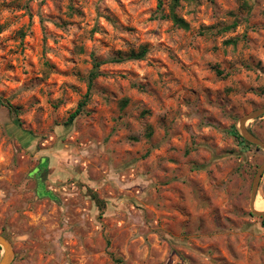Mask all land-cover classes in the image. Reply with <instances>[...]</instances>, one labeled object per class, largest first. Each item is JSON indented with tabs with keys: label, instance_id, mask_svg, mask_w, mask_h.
<instances>
[{
	"label": "rangeland",
	"instance_id": "obj_1",
	"mask_svg": "<svg viewBox=\"0 0 264 264\" xmlns=\"http://www.w3.org/2000/svg\"><path fill=\"white\" fill-rule=\"evenodd\" d=\"M262 108L264 0H0L11 264H264Z\"/></svg>",
	"mask_w": 264,
	"mask_h": 264
},
{
	"label": "water",
	"instance_id": "obj_2",
	"mask_svg": "<svg viewBox=\"0 0 264 264\" xmlns=\"http://www.w3.org/2000/svg\"><path fill=\"white\" fill-rule=\"evenodd\" d=\"M263 115H264V108L254 111L253 113L243 117L240 122V133L248 142L264 149V142L261 141L258 137H256L247 127V123L249 121L258 119L262 117ZM263 172H264V163L259 169L257 176L255 178V181L253 184V190H252V198H251V203H250V207H251L253 214L261 218H264V211H257L255 209V202H256L257 192H258V188H259V184H260V180L262 178ZM0 246L4 250V254L0 261V264H11L13 261V256H14L13 248H12L11 243L3 235H0Z\"/></svg>",
	"mask_w": 264,
	"mask_h": 264
},
{
	"label": "trees",
	"instance_id": "obj_3",
	"mask_svg": "<svg viewBox=\"0 0 264 264\" xmlns=\"http://www.w3.org/2000/svg\"><path fill=\"white\" fill-rule=\"evenodd\" d=\"M175 21L177 22V23H179V24H181V25H185V23L183 22V21H180L179 19H175ZM145 52H146V49H142V51L140 52V53H138V54H136V55H133V57H135L136 59H141L144 55H145ZM95 67H98V64L95 66ZM96 77V73L95 72H93L92 74H91V81L94 79ZM88 96L89 95H86V97H85V100L83 101V102H81L80 103V105H79V107L77 108V110L70 116V118H69V120H68V122H67V124H73V122L76 120V118L81 114V112L83 111V108L85 107V105H86V102H87V99H88ZM232 134H233V136L235 137V138H237L239 141H240V143H242V144H248V145H250L243 137H241L240 135H239V133L236 131V130H233L232 131Z\"/></svg>",
	"mask_w": 264,
	"mask_h": 264
},
{
	"label": "bare ground",
	"instance_id": "obj_4",
	"mask_svg": "<svg viewBox=\"0 0 264 264\" xmlns=\"http://www.w3.org/2000/svg\"><path fill=\"white\" fill-rule=\"evenodd\" d=\"M255 208L259 211L264 210V201L259 197H257V200L255 202Z\"/></svg>",
	"mask_w": 264,
	"mask_h": 264
}]
</instances>
